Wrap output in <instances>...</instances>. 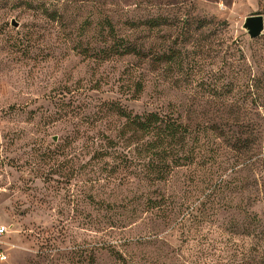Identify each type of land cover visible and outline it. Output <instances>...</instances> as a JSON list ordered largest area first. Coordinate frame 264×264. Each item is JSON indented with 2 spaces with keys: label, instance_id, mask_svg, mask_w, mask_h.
<instances>
[{
  "label": "rangeland",
  "instance_id": "obj_1",
  "mask_svg": "<svg viewBox=\"0 0 264 264\" xmlns=\"http://www.w3.org/2000/svg\"><path fill=\"white\" fill-rule=\"evenodd\" d=\"M253 14L264 18V0H0V264H264L246 235L264 223L256 156L226 148L209 162L227 175L211 196L194 163L150 180L142 166L108 174L118 159L99 158L123 122L114 101L174 110L192 128L249 125L262 157L264 29L242 28ZM120 37L143 57H100ZM127 68L141 91L119 92ZM160 195L184 204L168 220L145 210ZM189 209L197 222L177 223Z\"/></svg>",
  "mask_w": 264,
  "mask_h": 264
},
{
  "label": "trees",
  "instance_id": "obj_2",
  "mask_svg": "<svg viewBox=\"0 0 264 264\" xmlns=\"http://www.w3.org/2000/svg\"><path fill=\"white\" fill-rule=\"evenodd\" d=\"M222 23L225 24V22ZM108 25L110 31L114 30L111 22H108ZM112 52L118 54L131 52L139 57L144 55L140 47L129 43L122 37L115 41L113 47L99 49L100 57L110 56ZM135 77L133 68H127L123 72V76L120 77L119 92H127L131 85H134L135 91H141L143 84ZM253 81L257 83L256 78ZM105 105L106 110L114 111L118 117L123 119L118 129L117 140L107 138L106 148L99 149V158L112 155L118 159L117 164L110 166L107 170L108 174L120 173L118 166L125 169L142 166L145 174H149L150 180H163L171 173L174 166L194 163L196 167L192 173L197 176L196 182L200 181L198 182L202 185L200 189L211 196L213 191L222 189L226 183L227 175L222 174V171L226 170L223 163L216 165V170H211L208 163L212 164V162L217 161L219 156L227 152L226 148L231 149L232 156L236 157L240 163L246 161V154H252L264 166V146L262 147V157L258 148L261 147L258 142L259 132L249 125H242L241 131L237 133L224 131L223 128L212 125L192 128L188 123L183 122L181 116L174 110H147L142 113H133L118 101L108 102ZM217 139L219 140L217 141ZM99 147H101L100 144ZM131 147H133L132 151H130ZM114 150L115 154L111 152ZM199 173H205L208 177L206 178ZM213 175H216L215 178L212 177ZM193 181L195 180L193 179ZM182 205L184 204L173 203L172 200L160 195L155 198H147L145 210L156 209L155 213H159L156 215L168 220L170 219L169 213ZM192 211L193 209H189L186 213L183 212L177 223H183L186 220L197 222L198 216ZM262 225L263 229L261 230H248L246 232L247 237L260 240V242L262 241L261 244L264 243V223H260L259 226L262 227ZM258 245L259 242H256L255 248L258 247L256 252L260 260L263 261L264 250ZM248 258L253 257L248 256Z\"/></svg>",
  "mask_w": 264,
  "mask_h": 264
},
{
  "label": "water",
  "instance_id": "obj_3",
  "mask_svg": "<svg viewBox=\"0 0 264 264\" xmlns=\"http://www.w3.org/2000/svg\"><path fill=\"white\" fill-rule=\"evenodd\" d=\"M14 26L18 23L14 20L11 22ZM242 28L246 31L250 39L259 37L264 29V18L261 14L248 15L244 18Z\"/></svg>",
  "mask_w": 264,
  "mask_h": 264
},
{
  "label": "built area",
  "instance_id": "obj_4",
  "mask_svg": "<svg viewBox=\"0 0 264 264\" xmlns=\"http://www.w3.org/2000/svg\"><path fill=\"white\" fill-rule=\"evenodd\" d=\"M4 230V227H0V233Z\"/></svg>",
  "mask_w": 264,
  "mask_h": 264
}]
</instances>
